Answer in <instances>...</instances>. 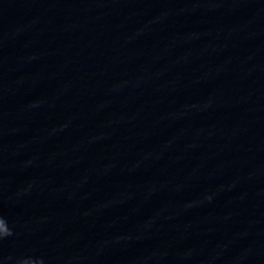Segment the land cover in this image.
I'll use <instances>...</instances> for the list:
<instances>
[{
	"label": "clouds",
	"instance_id": "1",
	"mask_svg": "<svg viewBox=\"0 0 264 264\" xmlns=\"http://www.w3.org/2000/svg\"><path fill=\"white\" fill-rule=\"evenodd\" d=\"M0 221H5V222H7V220H6L3 216H0ZM7 224H8V222H7ZM10 235H12V231H11L10 228H8L7 231H5L2 235H0V238H4V237L10 236ZM28 259H29V258H28ZM28 259H23V260H21L20 264H27V260H28Z\"/></svg>",
	"mask_w": 264,
	"mask_h": 264
}]
</instances>
